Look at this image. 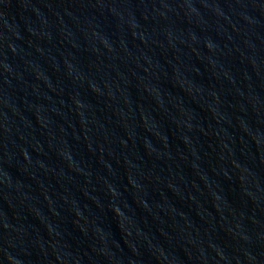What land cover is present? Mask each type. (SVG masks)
Segmentation results:
<instances>
[{
	"label": "water",
	"instance_id": "water-1",
	"mask_svg": "<svg viewBox=\"0 0 264 264\" xmlns=\"http://www.w3.org/2000/svg\"><path fill=\"white\" fill-rule=\"evenodd\" d=\"M0 264H264V0H0Z\"/></svg>",
	"mask_w": 264,
	"mask_h": 264
}]
</instances>
